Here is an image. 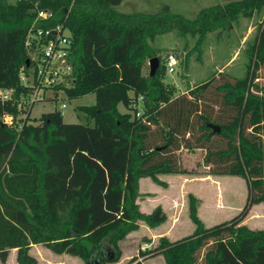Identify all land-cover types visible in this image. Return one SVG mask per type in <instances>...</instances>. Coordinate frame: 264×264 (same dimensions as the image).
I'll list each match as a JSON object with an SVG mask.
<instances>
[{
	"label": "trees",
	"instance_id": "16d2710c",
	"mask_svg": "<svg viewBox=\"0 0 264 264\" xmlns=\"http://www.w3.org/2000/svg\"><path fill=\"white\" fill-rule=\"evenodd\" d=\"M123 1H0V91L11 92L0 99V264L13 250L16 264H38L30 255L33 245L86 262L115 263L118 244L138 231L139 222L149 229L165 222L160 207L140 212L139 181L162 185L159 176L192 173L173 155L181 150L203 152L207 175L243 178L246 203L232 219L206 228L189 195L192 235L174 242L161 237L141 255L161 256L164 264H264V229L242 225L252 206H264V84L256 81L264 69V0L209 6L194 19L169 6L156 13L119 12ZM36 10L54 15L38 27L62 23L71 33L72 84L64 94L66 100L95 96L93 106L79 108L85 124H65L59 111L32 124L31 111L23 118L18 110L20 96L29 93L19 73L30 62L25 42ZM257 15L262 19L247 48L243 78L219 73L189 95L172 97L151 45L156 37L174 32L194 39L200 51L209 34L229 33ZM154 57L155 76L144 75ZM5 116L12 126L3 123Z\"/></svg>",
	"mask_w": 264,
	"mask_h": 264
},
{
	"label": "rangeland",
	"instance_id": "374dc122",
	"mask_svg": "<svg viewBox=\"0 0 264 264\" xmlns=\"http://www.w3.org/2000/svg\"><path fill=\"white\" fill-rule=\"evenodd\" d=\"M4 1L9 4L17 2V0ZM232 1L240 0H125L123 4L116 7V10L124 13H156L163 6H169L172 12L183 15L188 19H194L203 8L226 4ZM261 19L262 15H257L251 20H241L239 25L231 32L222 33L218 37L215 34H209L200 51L195 50L194 39L179 37L174 32L156 37L151 45L157 51L160 63L165 66L168 55H173L177 62L174 72L169 73L167 70H164L162 77V82L171 90L172 97L189 95V90L207 80L217 79L219 73H224L229 77L237 79L243 78L248 62L247 48L255 39ZM143 73L144 75L149 74L148 62ZM257 75L259 78L256 81L260 85L264 84V69L258 71ZM221 81L219 80V83ZM213 87L210 90L211 92L207 94L209 99H212L214 96ZM63 104L66 106L65 109H61ZM94 104L95 96L93 94L73 100H66L63 93H59L57 100L39 102L32 107L29 115L30 123L36 124L32 120H38L42 114L59 111L65 124H85V115L79 108L93 106ZM118 109L122 113L125 112V109L121 105L118 106ZM93 125V122H91L90 126ZM173 155L179 160L182 168H186L192 173L187 175L159 176L158 179L162 182V185L157 186L149 178H145V181L142 182V192H145L146 196H155L160 203L166 201V196L172 201V209L167 214L165 213L166 217L169 218L168 214H171V217L175 216L179 220L174 227L173 233L170 234V238H168L170 241H178L191 236L193 233L194 225L188 217V196L192 195L196 198L197 210L200 205L199 199L191 192L193 190L196 191V194H199V192L203 193V190L208 188L209 195L213 197V199L210 198V201H214L217 194H221V190L224 194L228 191L234 192L230 201L233 204H237L239 211L226 212L220 209L216 210L210 206L214 215L218 217L214 218L213 221H207V225L212 226L218 224L220 221H227L242 210L248 195L247 184L243 178L221 177V185H216L212 182L204 184L196 180L189 184L188 181L202 176L201 173L205 170L201 157L203 152L181 150L174 152ZM184 185L186 186L184 187ZM187 186L188 188H186ZM263 214V206L253 207L250 214H248L249 220L245 225L251 229H261L263 227ZM138 225V231L131 233L118 244L120 258L112 264H133L134 261L141 262L142 264H164L161 256L144 258L141 254L153 247V245H150V242L155 240L157 244L159 241V236L155 238L151 237V233L166 232L170 226V222L165 221L153 230L147 228L143 222H139ZM209 243L212 242L209 241ZM30 255L37 260L38 264H88V262L79 258L68 255H55L41 245H33ZM7 264H16L15 252H10Z\"/></svg>",
	"mask_w": 264,
	"mask_h": 264
},
{
	"label": "built area",
	"instance_id": "2783aa9c",
	"mask_svg": "<svg viewBox=\"0 0 264 264\" xmlns=\"http://www.w3.org/2000/svg\"><path fill=\"white\" fill-rule=\"evenodd\" d=\"M35 20L28 31L25 47L30 62L26 70H21L19 79L23 86L29 88L27 95H21L18 102V110L27 116L28 111L39 102L55 101L59 93L64 94V89L72 84V64L68 57L72 47L70 31L64 24H58L51 28H40L39 22L53 19V13L49 10H36ZM177 62L173 55H168L165 68L169 73L174 72ZM11 92L0 91L1 101L8 100ZM66 99V98H65ZM65 104L61 109H65ZM61 113V112H60ZM142 111L138 108L136 117H140ZM3 123L12 126L10 116L3 118Z\"/></svg>",
	"mask_w": 264,
	"mask_h": 264
},
{
	"label": "crops",
	"instance_id": "0c3cea01",
	"mask_svg": "<svg viewBox=\"0 0 264 264\" xmlns=\"http://www.w3.org/2000/svg\"><path fill=\"white\" fill-rule=\"evenodd\" d=\"M123 2L121 4H123ZM205 171L206 170H203V172H205ZM201 175L202 176H199V177H197V178H195L193 180L188 181V183L190 184V183L194 182V180H196V181H199L200 183H204V184H206L208 182H210V183L212 182V183H215L216 185H221V183H220L221 177H225V176L207 175L206 172L205 173H201ZM162 176H166V175H162ZM167 176H169V175H167ZM172 176H176V175H172ZM143 181H145V178H143V179H141L139 181V194H140V197L137 200V205L139 207L140 212H142V213H144L146 215H149L155 208L160 207L162 209V211L164 212V214L165 213L167 214L168 211L170 209H172V207H171L172 206L171 205L172 204L171 199L168 196H166V201H164L163 203H160V201L157 200L155 196H153V197L146 196L144 194L145 192H142V188H143V185H142L143 183L142 182ZM185 186L186 185H184V187ZM186 188H188V186ZM203 191H204L203 193L199 192V194L198 193L196 194V191H194V190L191 191V192L195 195V197H197V199H199L200 205L198 204L199 207H198V210H197V214H198L199 219L206 226V228H211V227H213L215 225H218L220 223L226 222L225 220H223V221L218 222V224H215V225H212V226L207 225L206 224L207 221H213L214 218L218 217V216L214 215V213L210 209V206L214 207L216 210L220 209V210H223V211H226V212H238L239 211L237 204H233L230 201V198H232L233 193H234L233 191H228L227 193H225L226 194L225 195L224 193H222V190H221V194L218 193L217 197L215 198L214 201H210V198L213 199V197H212V195H209L208 188L204 189ZM245 203H246V199H245ZM159 205H161V206H159ZM260 205L263 206L262 204H260ZM260 205H255V206H260ZM255 206H252L250 208L248 214H250V212L252 211L253 207H255ZM263 213H264V206H263ZM166 214H165V216H166ZM248 214H247L246 218L244 219V221L242 222V225H245L246 222H248V220H249L248 219V216H249ZM168 216H169V218L166 217L165 221H169L170 222V226L168 227L166 232H164V233H155L154 232V233H151V237L155 238V237L159 236L158 238H161V237H165L167 239L170 238L169 236H170L171 233H173L174 227L177 224L179 218H176L175 216L171 217V214H168ZM235 216H233V217H235ZM232 218H230V219H232ZM262 221H263V227L261 229H251L249 227L248 228L250 230H263L264 229V218H263ZM151 230H153V229H151ZM193 231H194V229H193ZM170 242H174V240L170 241ZM155 244H156L155 240L150 242V245L154 246ZM11 252H15V256H16V251L15 250H13Z\"/></svg>",
	"mask_w": 264,
	"mask_h": 264
},
{
	"label": "water",
	"instance_id": "95a60500",
	"mask_svg": "<svg viewBox=\"0 0 264 264\" xmlns=\"http://www.w3.org/2000/svg\"><path fill=\"white\" fill-rule=\"evenodd\" d=\"M148 65H149V76L154 77L156 74V71L159 67L158 58L154 57V58L150 59L148 62ZM28 66H29V60L26 61V67H28ZM207 127L212 129L213 133H219V131H220L218 126H214L212 124H208ZM88 264H100V262L97 259L93 258L90 261H88Z\"/></svg>",
	"mask_w": 264,
	"mask_h": 264
}]
</instances>
